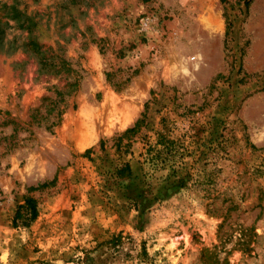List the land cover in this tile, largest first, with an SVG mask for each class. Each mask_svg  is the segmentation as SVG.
<instances>
[{
	"label": "rangeland",
	"instance_id": "374dc122",
	"mask_svg": "<svg viewBox=\"0 0 264 264\" xmlns=\"http://www.w3.org/2000/svg\"><path fill=\"white\" fill-rule=\"evenodd\" d=\"M0 264H264V0H0Z\"/></svg>",
	"mask_w": 264,
	"mask_h": 264
},
{
	"label": "trees",
	"instance_id": "16d2710c",
	"mask_svg": "<svg viewBox=\"0 0 264 264\" xmlns=\"http://www.w3.org/2000/svg\"><path fill=\"white\" fill-rule=\"evenodd\" d=\"M246 4V2H245ZM230 24H226V34H229ZM45 68V67H44ZM55 98L42 97L40 99V105L32 110L31 121L33 124H36L38 127H43L44 130L48 133H52L53 129L59 126L61 122L62 115L64 114L66 107L64 104V99L61 92H55ZM42 112L45 114L42 115ZM142 120L138 119L131 128L125 130L119 137L116 138L115 149L120 151L122 147V140L128 138L130 135L139 132V126L143 123L144 116L142 115ZM103 142H100V149H103ZM154 148L148 147L146 152L151 160L154 159ZM126 151V150H125ZM92 152L91 149H88L84 152L83 156L87 157ZM115 175L120 180H128L131 178V170L127 163L123 164L122 167L118 168L115 171ZM26 206L29 208L31 218H35L36 209L34 202L31 199L25 200Z\"/></svg>",
	"mask_w": 264,
	"mask_h": 264
}]
</instances>
